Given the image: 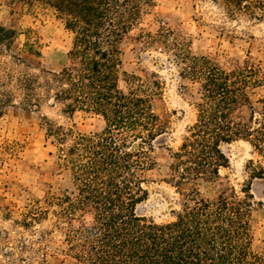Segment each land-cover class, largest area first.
I'll return each mask as SVG.
<instances>
[{
	"label": "trees",
	"instance_id": "16d2710c",
	"mask_svg": "<svg viewBox=\"0 0 264 264\" xmlns=\"http://www.w3.org/2000/svg\"><path fill=\"white\" fill-rule=\"evenodd\" d=\"M11 1L31 11L54 10L74 33V42L70 64L58 71L30 72L0 63V114L20 94L26 109L53 99L66 114L94 113L106 123L103 130L86 134L46 117V139L56 145L60 165L71 171L76 192L48 195L45 205L23 209L17 224L36 231L51 209L61 220L91 213V224L70 223L66 234L68 250L84 264H264V254L254 248L251 187L244 197L221 193L216 198L199 188L230 165L226 145L245 140L264 154L262 67L250 61L221 66L208 55L195 54L187 37L171 27L146 32L149 44L174 53L183 78L201 86L196 119L172 152L171 176L182 195L181 208L175 220L158 223L139 215L137 208L149 197L146 173L156 165L155 143L170 128L155 103L162 82L131 75V86H121L122 42L156 0ZM214 1L231 16L264 18V0ZM18 33L0 25V53L11 48ZM40 47L37 33L29 29L24 50L41 56ZM11 57L15 66L24 62L20 55ZM21 146L15 141L7 145L14 155ZM250 166L253 179L264 178V167L258 169L253 160ZM5 215H12L11 209ZM46 235L40 234L42 249Z\"/></svg>",
	"mask_w": 264,
	"mask_h": 264
},
{
	"label": "rangeland",
	"instance_id": "374dc122",
	"mask_svg": "<svg viewBox=\"0 0 264 264\" xmlns=\"http://www.w3.org/2000/svg\"><path fill=\"white\" fill-rule=\"evenodd\" d=\"M0 25L19 32L11 48L0 53V63L4 66L40 72L43 69L58 71L70 64L74 33L66 28L65 20L54 10L31 11L20 1L0 0ZM163 27L183 33L195 54L208 55L221 66L234 67L250 61L264 71V18L259 20L246 14L231 16L214 0H156V6L124 38L121 45L122 88L131 86V75L160 80L162 89L155 103L159 113L170 120L168 132L155 143L156 165L146 173L145 187L149 197L137 208L139 215L158 223L175 220V213L181 208L182 195L171 176L172 152L196 119L195 103L201 89L199 83L180 75V63L173 52L160 44L147 42V31L156 32ZM29 29L39 37L41 56L24 50ZM12 54L20 55L24 62L15 66ZM259 91L264 92V86ZM20 99L21 95L17 94L15 102L5 106L0 114V264L29 261L84 264L68 250L66 234L71 231L70 223L74 226L91 224V213L61 220L51 209L45 219L36 223V231L25 229L16 220L20 219L23 209L38 202L44 204L50 194L76 192L71 171L60 165L56 145L46 139V117L86 134L103 130L105 120L100 115L82 111L66 114L63 105L53 99H45L38 108L26 109ZM14 141L22 145L15 155L7 147ZM225 151L230 165L222 168L214 181H201L199 188L205 196L216 198L221 193L244 197L245 189L251 187L254 248L264 254V178L253 179L250 166L253 160L258 169L264 167V154L245 140L226 145ZM9 209L12 215L6 216L5 211ZM42 232H47L44 249L40 247ZM24 242L33 247L22 248Z\"/></svg>",
	"mask_w": 264,
	"mask_h": 264
}]
</instances>
